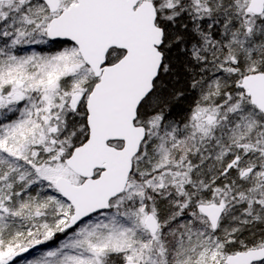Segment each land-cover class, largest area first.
<instances>
[{
  "label": "snow or ice",
  "instance_id": "1",
  "mask_svg": "<svg viewBox=\"0 0 264 264\" xmlns=\"http://www.w3.org/2000/svg\"><path fill=\"white\" fill-rule=\"evenodd\" d=\"M0 264H264V0H0Z\"/></svg>",
  "mask_w": 264,
  "mask_h": 264
}]
</instances>
